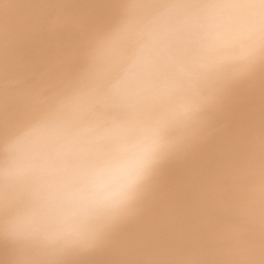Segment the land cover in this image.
Returning a JSON list of instances; mask_svg holds the SVG:
<instances>
[{
    "label": "clouds",
    "instance_id": "1",
    "mask_svg": "<svg viewBox=\"0 0 264 264\" xmlns=\"http://www.w3.org/2000/svg\"><path fill=\"white\" fill-rule=\"evenodd\" d=\"M39 72L0 82V264H78L149 213L165 170L264 75V0H106ZM14 47L16 33H4Z\"/></svg>",
    "mask_w": 264,
    "mask_h": 264
},
{
    "label": "bare ground",
    "instance_id": "2",
    "mask_svg": "<svg viewBox=\"0 0 264 264\" xmlns=\"http://www.w3.org/2000/svg\"><path fill=\"white\" fill-rule=\"evenodd\" d=\"M106 0H0V82L7 73L39 72L79 34L49 33L63 10L101 21ZM13 31L14 47L4 33ZM220 132L164 172L148 215L111 246L78 264H264V75L238 88L219 118Z\"/></svg>",
    "mask_w": 264,
    "mask_h": 264
}]
</instances>
